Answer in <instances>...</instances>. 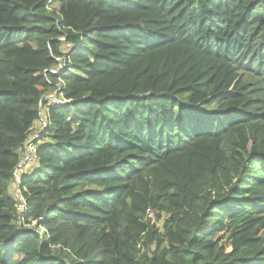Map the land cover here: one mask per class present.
I'll return each instance as SVG.
<instances>
[{
	"label": "trees",
	"instance_id": "1",
	"mask_svg": "<svg viewBox=\"0 0 264 264\" xmlns=\"http://www.w3.org/2000/svg\"><path fill=\"white\" fill-rule=\"evenodd\" d=\"M0 264H264V0H0Z\"/></svg>",
	"mask_w": 264,
	"mask_h": 264
},
{
	"label": "built area",
	"instance_id": "2",
	"mask_svg": "<svg viewBox=\"0 0 264 264\" xmlns=\"http://www.w3.org/2000/svg\"><path fill=\"white\" fill-rule=\"evenodd\" d=\"M48 72L51 73V74H56V73L61 72V70H49ZM57 92H58V90H57ZM55 94L56 93H54V95ZM54 95H51V96L47 97V98H49V100L51 102L50 104H63V103H65V101H63V100L56 101V99H54ZM38 121L43 123L42 124V128L45 129L46 128V120H42L41 119V112L39 114V120ZM24 147H25V149L23 148L24 152L21 155V157H22L21 161H20V163L18 164V166L16 167V169L13 172V183H12L13 189H15L20 183V177H21V173L23 171V168L27 167V165L32 163L33 160H34V155H35V150L36 149H35L34 145L32 144V141H30L28 143V145L26 144ZM15 198L18 201L17 210L19 212L23 211L25 209V205H24V203L22 201L21 196L19 195L18 190H15ZM146 215H147V217H151L152 216V211L147 209L146 210Z\"/></svg>",
	"mask_w": 264,
	"mask_h": 264
},
{
	"label": "rangeland",
	"instance_id": "3",
	"mask_svg": "<svg viewBox=\"0 0 264 264\" xmlns=\"http://www.w3.org/2000/svg\"><path fill=\"white\" fill-rule=\"evenodd\" d=\"M63 40H64L63 38L60 39V41H62V42H63ZM63 48H64L65 50H67V49H68V46L64 45ZM63 67H64V63H63V61H62V60H59V61H58V68H57V70H61V71H62V70H63ZM51 95H54V93H52V94H50V95H47V96H51ZM54 99H56V101L61 100V99H60V96H58L57 93L54 95ZM45 100L47 101L48 104L51 103L50 100H49V98L46 97ZM40 112H41V119H42V120H46L45 109H43L42 106H41ZM42 124H43V123H41V122L38 121L36 127H34L33 130H32V134H31L30 137H29V141L27 142V145H28V143H29L30 141L35 140L36 137H37L39 134L42 133V131L44 130V129L42 128ZM24 149H25V147H24ZM24 149H23L22 153L24 152ZM22 153H21V154H22ZM29 166H30V165H27V168H28ZM27 168H26V169H27ZM24 169H25V168H23V170H24ZM13 195H14V197H15V192H14ZM152 218H153V214H152ZM156 224H158V226L160 227V225H161V221H160V222L157 221Z\"/></svg>",
	"mask_w": 264,
	"mask_h": 264
},
{
	"label": "crops",
	"instance_id": "4",
	"mask_svg": "<svg viewBox=\"0 0 264 264\" xmlns=\"http://www.w3.org/2000/svg\"><path fill=\"white\" fill-rule=\"evenodd\" d=\"M45 115H46V117H47V111H46V109H45ZM37 123H38V121L34 124V127H36ZM31 164H33V162L30 163L29 165H31ZM26 168H27V167H26ZM26 168H25V169H26ZM12 188H13V186H12Z\"/></svg>",
	"mask_w": 264,
	"mask_h": 264
}]
</instances>
